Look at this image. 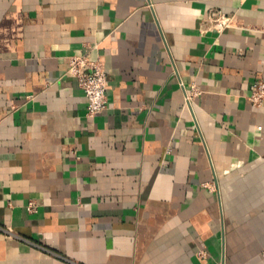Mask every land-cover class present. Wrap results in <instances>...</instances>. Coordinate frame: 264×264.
Returning <instances> with one entry per match:
<instances>
[{"label": "crops", "instance_id": "0c3cea01", "mask_svg": "<svg viewBox=\"0 0 264 264\" xmlns=\"http://www.w3.org/2000/svg\"><path fill=\"white\" fill-rule=\"evenodd\" d=\"M259 79L264 0H0V264H264Z\"/></svg>", "mask_w": 264, "mask_h": 264}, {"label": "built area", "instance_id": "2783aa9c", "mask_svg": "<svg viewBox=\"0 0 264 264\" xmlns=\"http://www.w3.org/2000/svg\"><path fill=\"white\" fill-rule=\"evenodd\" d=\"M210 20L214 28L221 32L230 26L232 18L218 10L211 14ZM67 75L74 77L85 92L88 99V115L95 116L108 109L107 92L110 82L102 59H91L87 55L71 56ZM201 93L198 86L192 85L191 91L186 93L187 101L192 103ZM248 99L254 106L264 104V79H259L251 85ZM27 209L30 212L36 211V201L30 200Z\"/></svg>", "mask_w": 264, "mask_h": 264}]
</instances>
